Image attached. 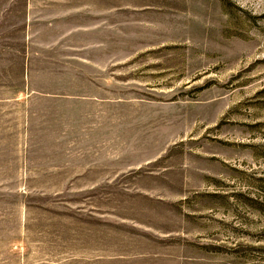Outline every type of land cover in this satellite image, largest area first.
<instances>
[{"label": "rangeland", "instance_id": "rangeland-1", "mask_svg": "<svg viewBox=\"0 0 264 264\" xmlns=\"http://www.w3.org/2000/svg\"><path fill=\"white\" fill-rule=\"evenodd\" d=\"M0 264H264V0H0Z\"/></svg>", "mask_w": 264, "mask_h": 264}]
</instances>
